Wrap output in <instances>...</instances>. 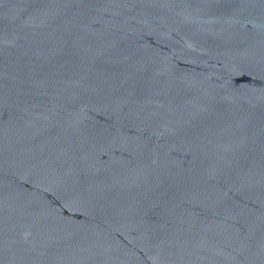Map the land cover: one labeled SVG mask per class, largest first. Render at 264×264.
Returning <instances> with one entry per match:
<instances>
[{
	"label": "water",
	"instance_id": "obj_1",
	"mask_svg": "<svg viewBox=\"0 0 264 264\" xmlns=\"http://www.w3.org/2000/svg\"><path fill=\"white\" fill-rule=\"evenodd\" d=\"M0 264H264V0H0Z\"/></svg>",
	"mask_w": 264,
	"mask_h": 264
}]
</instances>
